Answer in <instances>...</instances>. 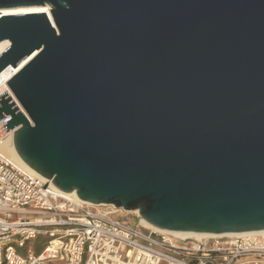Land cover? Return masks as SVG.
I'll return each mask as SVG.
<instances>
[{"label": "water", "instance_id": "1", "mask_svg": "<svg viewBox=\"0 0 264 264\" xmlns=\"http://www.w3.org/2000/svg\"><path fill=\"white\" fill-rule=\"evenodd\" d=\"M45 6L0 17L24 164L161 232L264 231V0H0Z\"/></svg>", "mask_w": 264, "mask_h": 264}, {"label": "built area", "instance_id": "2", "mask_svg": "<svg viewBox=\"0 0 264 264\" xmlns=\"http://www.w3.org/2000/svg\"><path fill=\"white\" fill-rule=\"evenodd\" d=\"M18 70L0 72V94L22 111L6 83ZM8 120L0 119V264H264L263 234L181 237L63 193L4 152Z\"/></svg>", "mask_w": 264, "mask_h": 264}, {"label": "bare ground", "instance_id": "3", "mask_svg": "<svg viewBox=\"0 0 264 264\" xmlns=\"http://www.w3.org/2000/svg\"><path fill=\"white\" fill-rule=\"evenodd\" d=\"M28 12H40V13L42 12V13H46V15H48V17H49V19L51 21V24L54 27V23H53L52 17H51L50 12H49V7H47V6H45V7H28V8H12L10 10H2V15L22 14V13H28ZM6 46H7L6 42L0 43V53L5 49ZM25 62H23L18 68H16V70L21 68L25 64ZM12 135H13V131L11 133V137L7 141L4 142L2 148H3L4 152L11 159H13L15 162H18L19 164L25 166L26 168H28L24 164V162L18 157L17 153L15 152V149H14V146H13V143H12ZM31 172H34V171L32 170ZM141 221L143 222V220H141ZM143 223L146 224L147 227L153 229L154 231H159L156 228H154L151 225H149L148 223H146V222H143ZM171 233L175 234L177 236L179 235L181 237H192L193 235H203V234H198V233H193L192 234V233L178 232V231L177 232H171ZM247 233L250 234L251 232H246V233L244 232V233H241V234H247ZM257 233L264 235V231H257L255 234H257ZM241 234H231L230 233L228 235H239V236H241Z\"/></svg>", "mask_w": 264, "mask_h": 264}, {"label": "rangeland", "instance_id": "4", "mask_svg": "<svg viewBox=\"0 0 264 264\" xmlns=\"http://www.w3.org/2000/svg\"><path fill=\"white\" fill-rule=\"evenodd\" d=\"M121 215L125 216L127 219L137 220V219H136V215H135V213H133V212H129V213L124 212V213H122ZM41 240H42V238H41ZM43 241H46V240H43ZM37 243H38V242H37Z\"/></svg>", "mask_w": 264, "mask_h": 264}, {"label": "trees", "instance_id": "5", "mask_svg": "<svg viewBox=\"0 0 264 264\" xmlns=\"http://www.w3.org/2000/svg\"><path fill=\"white\" fill-rule=\"evenodd\" d=\"M39 251V248H36V252H38Z\"/></svg>", "mask_w": 264, "mask_h": 264}]
</instances>
